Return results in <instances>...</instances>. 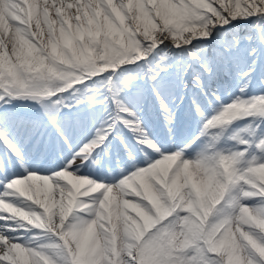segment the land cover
Wrapping results in <instances>:
<instances>
[{"label": "snow or ice", "instance_id": "snow-or-ice-1", "mask_svg": "<svg viewBox=\"0 0 264 264\" xmlns=\"http://www.w3.org/2000/svg\"><path fill=\"white\" fill-rule=\"evenodd\" d=\"M0 264H264V0H0Z\"/></svg>", "mask_w": 264, "mask_h": 264}]
</instances>
